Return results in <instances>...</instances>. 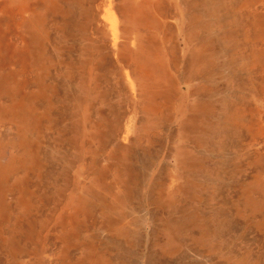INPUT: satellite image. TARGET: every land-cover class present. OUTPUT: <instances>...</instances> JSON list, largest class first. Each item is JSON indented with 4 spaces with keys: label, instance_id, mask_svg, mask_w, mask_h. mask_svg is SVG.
I'll use <instances>...</instances> for the list:
<instances>
[{
    "label": "rangeland",
    "instance_id": "374dc122",
    "mask_svg": "<svg viewBox=\"0 0 264 264\" xmlns=\"http://www.w3.org/2000/svg\"><path fill=\"white\" fill-rule=\"evenodd\" d=\"M199 1L0 0V76L48 109L58 157L0 217V264L93 240L111 264H264V0Z\"/></svg>",
    "mask_w": 264,
    "mask_h": 264
},
{
    "label": "bare ground",
    "instance_id": "6f19581e",
    "mask_svg": "<svg viewBox=\"0 0 264 264\" xmlns=\"http://www.w3.org/2000/svg\"><path fill=\"white\" fill-rule=\"evenodd\" d=\"M211 2H212V0H209V3H211ZM198 3H200L199 0H198ZM195 5H196V3H195ZM190 18L191 17L185 16V19L187 20V22L190 21ZM193 24L195 26L197 24V22L194 21ZM118 28H119V26H118ZM195 29L197 30V33L201 32L203 30L201 26L195 27ZM120 39H122V38H120ZM163 39H164V37H163ZM117 45H118V43H117ZM196 61H197L196 56H192L190 63H193ZM131 87H133V86H131ZM47 115H48V109L42 110L41 103H39V100L37 98H34L33 100L29 99L26 102L21 101L18 97L17 88L15 86H13V82L0 76V217H3L7 214H10V212H13V211L26 212L29 209L28 207L32 203V201H30V196L27 195L28 192L30 193V195L32 193V190H29V187H30L29 181L31 179L33 181L34 178L38 179V180H43V179L47 180V178H48L47 172H51L49 169H47V168H50L47 164L50 163L49 161L51 160V158H58L55 155L56 149L54 148L53 144H48L42 138V135L40 134V132H41L40 128L42 126H45L44 124H42V122L43 121L48 122L50 119V115H49V118H47ZM134 122H135V116L130 115L128 117V119L126 120L124 131L122 132V135H121L123 138H125V139L127 138V136L129 135L130 131L133 128ZM118 129H119V127H118ZM119 131H121V129ZM14 137H16V140H14ZM57 150L59 151V149H57ZM175 154H176V158H175L176 168L180 171L187 170L186 164L188 163V160L190 158L191 151L188 149L186 150L185 148L184 149L179 148V149H177ZM59 160L61 161L62 158ZM74 173L76 174V172H74ZM50 175H49V177H50ZM68 179L70 180L69 177H68ZM173 182H175V181H173ZM187 183H189L188 180H186V184ZM88 186H89V184H88ZM63 187H65V186H63ZM184 189H186V187L181 182H177V184L175 185V188H174V190L178 191V192H182V190H184ZM83 191H84V189H83ZM90 191H91V189H90ZM9 195H11V200H12V201H10L11 203H9V201L7 200ZM121 198L124 199V195H122ZM118 209H117V211H118ZM121 223L122 222L120 220H118L117 217L114 216V217H107V219L105 221H102L101 225L103 226V224H106L105 228L109 229V227H114V226L119 225ZM96 226L99 227V225H94L92 227H96ZM102 226H100V228ZM6 230L9 231V234H8L9 235V242H7L6 238L2 237V239H5L2 243L6 247V250L8 253L7 255L11 254V256H12L14 249H16V248L20 249V247L18 246L19 242L15 239L14 233L12 230H10V229H6ZM215 233H216V231H215ZM128 235L126 234L125 236H128ZM212 239H213V237H212ZM110 240H111V238H110ZM143 240H145V239H143ZM195 240H197V239H195ZM94 244H95V241L93 240L92 243L89 244V247L86 246L88 248V250H86L83 253V257L74 258L73 257L74 254L72 256H70L71 252L68 249H66V251H65V249H64V251L59 250L57 253H55L54 256L56 257V256L60 255L61 258L63 259V262H64L63 264H111V262H113V260L110 258L109 259L110 262H109V261H106L108 259H106L104 257L102 258L99 254V253H101V251H99V253L97 251V249L99 247H97ZM141 247H142V245H141ZM110 251H111V249H110ZM199 254H200V251H199ZM117 257H119V256H117ZM244 260H246L244 258V256H240L237 258L236 261H237V264H246V261H244Z\"/></svg>",
    "mask_w": 264,
    "mask_h": 264
}]
</instances>
